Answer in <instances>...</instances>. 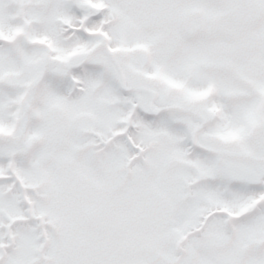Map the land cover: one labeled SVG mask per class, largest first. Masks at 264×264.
Masks as SVG:
<instances>
[{
  "label": "snow or ice",
  "instance_id": "snow-or-ice-1",
  "mask_svg": "<svg viewBox=\"0 0 264 264\" xmlns=\"http://www.w3.org/2000/svg\"><path fill=\"white\" fill-rule=\"evenodd\" d=\"M0 264H264V0H0Z\"/></svg>",
  "mask_w": 264,
  "mask_h": 264
}]
</instances>
